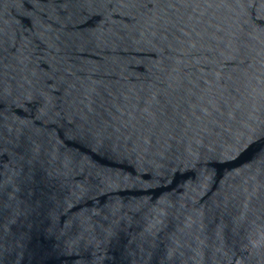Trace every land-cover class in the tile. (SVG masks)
<instances>
[{
    "label": "water",
    "instance_id": "obj_1",
    "mask_svg": "<svg viewBox=\"0 0 264 264\" xmlns=\"http://www.w3.org/2000/svg\"><path fill=\"white\" fill-rule=\"evenodd\" d=\"M0 264H264V0H0Z\"/></svg>",
    "mask_w": 264,
    "mask_h": 264
}]
</instances>
